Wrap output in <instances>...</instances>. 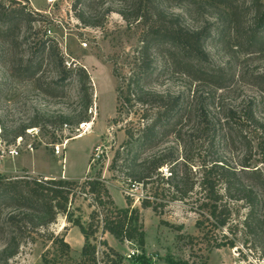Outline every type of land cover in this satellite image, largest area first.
Returning a JSON list of instances; mask_svg holds the SVG:
<instances>
[{"label": "trees", "instance_id": "trees-1", "mask_svg": "<svg viewBox=\"0 0 264 264\" xmlns=\"http://www.w3.org/2000/svg\"><path fill=\"white\" fill-rule=\"evenodd\" d=\"M167 1L172 0H132L127 11L119 12L126 25L140 27L141 36L135 49L119 59L124 58L123 64L129 66L127 73L121 69L123 64L118 67V60L110 61L111 78L114 85L116 83V116L112 123H122V110L132 101L138 106V116L122 127L125 140L114 152L108 170H120L122 183L128 184L130 189L138 186L145 191L144 197L139 199L142 208L161 211L167 200L190 204V209L201 218L196 226L207 243L212 238V228L221 230L234 224L233 218L240 209L246 210L240 225L264 239V170L251 162L255 147L264 164V122L255 117L256 101H244L241 111L222 102V94L218 93L229 90L238 80L230 62L214 64L205 47L209 31L204 27L192 30L185 27L180 15L165 11L163 4ZM192 1L179 0L180 3ZM210 1L229 10L228 22L233 25L239 22V13L248 18V42L256 44L259 43L257 40L264 39V4L261 0ZM80 2L74 0V8ZM112 12V8L107 7L103 16ZM37 15L24 5L6 7L0 4V39H15L14 32L19 30L20 24L31 23ZM77 18L84 25L91 24L82 15ZM46 47H49L47 40L40 41L35 55L20 62L22 71L29 77L37 74L42 64L40 56ZM76 71L88 81L82 67ZM173 77L183 78L186 82L178 91H157L150 87ZM251 79V85L264 97V75H252ZM56 87L54 83L48 85L52 90ZM200 88L207 91H200ZM82 93L86 111L91 100L86 90ZM210 107L217 113L213 115ZM65 123L66 119L59 116L53 125ZM29 126L35 127V123ZM248 126L256 136L248 131ZM25 129L28 127L20 128L13 141L21 137ZM198 131L207 138L209 159L198 171H193L184 154ZM169 143L172 146L167 147ZM221 146L233 147L240 153L235 162L221 156ZM78 198L89 202L91 211L86 223L75 215L77 209H73ZM124 200L125 208L116 207L98 176L86 175L81 181L57 177L5 179L0 176V237L5 240L1 252L5 258H10L18 254L24 240L42 239L49 243L46 253L52 249L49 259L46 254L42 255V262L61 263L69 255L70 246L50 227L58 217H64L67 223L79 229L84 240L76 264H123L124 257L109 247L103 239L105 234L120 243L135 245L141 255L145 246L139 212L131 207L132 197L125 195ZM2 209L9 211L1 214ZM214 244L215 248L233 247L234 241L222 245L215 241ZM101 245L104 249H100ZM132 256L139 259L140 264H148L142 259L143 255L136 257L133 253Z\"/></svg>", "mask_w": 264, "mask_h": 264}, {"label": "rangeland", "instance_id": "rangeland-1", "mask_svg": "<svg viewBox=\"0 0 264 264\" xmlns=\"http://www.w3.org/2000/svg\"><path fill=\"white\" fill-rule=\"evenodd\" d=\"M57 1L53 6L47 0H0V4L6 7L24 5L39 15L34 16L31 23L22 22L19 30L14 32L15 39H0V176L5 179L38 178L43 174L63 172L66 179L78 181L86 175L98 176L116 207L125 208L124 196L132 197L131 207L138 210L145 233L143 256L135 245L120 243L109 234L103 236L109 247L124 257L123 264H140L139 259L133 258V253L136 257L142 256L148 264L177 261L188 264H264V239L240 225L245 209H240L233 218L235 223L228 228L222 231L212 228V238L207 243L196 226L201 218L190 209V204L167 200L161 211L142 208L139 199L144 197L145 191L138 186L130 189L128 184L122 183L120 170H108L114 152L125 140L122 127L138 116V106L132 101L122 110V123H112L116 116V83L114 85L111 78L110 61H119L121 56L131 53L141 36L139 26L126 25L119 15L120 11L130 8L132 0H81L75 8L74 0ZM261 3L264 4V0ZM107 7H111L113 12L104 17ZM163 7L167 13L180 15L188 29L204 27L209 31L205 47L210 60L216 65L230 62L238 77L229 90L218 93L222 94V102L241 111L244 101H256L255 117L264 122V97L251 85L252 75H264V39L257 40L259 43L256 44L247 41L248 18L239 13V22L233 25L228 22L229 10L210 0L189 3L172 0L165 2ZM78 15L97 26L82 24ZM47 29L50 33H45ZM42 40H47L49 47L40 56L42 64L37 74L29 77L19 64L35 55V49ZM124 60L121 58L118 67L125 63ZM81 67L88 75V81L76 71ZM121 69L127 73L129 66L123 64ZM51 83L57 86L55 90L48 88ZM185 83L183 78L173 77L150 87L157 91L175 92ZM83 89L91 100L86 111ZM209 111L213 115L217 113L213 107ZM59 116L66 119V123L54 126L53 122ZM81 118L83 120H79ZM32 123L35 127L29 126ZM24 126L28 129L21 134L22 141L17 147L19 154L13 158L8 153L17 146V138L13 141V136ZM248 131L256 136L251 127ZM198 132L184 154L193 171H198L209 159L207 138ZM167 145L172 146L171 143ZM55 146H63L57 156L54 154ZM219 153L231 163L240 154L233 147L225 146L219 148ZM259 153L254 147L251 162L264 170ZM86 168L88 171L84 175ZM62 177L61 174L57 178ZM73 209H77L75 215L86 223L91 211L89 202L78 198ZM8 211L2 209L1 214ZM50 229L63 236L70 246L69 255L58 264H76L84 242L79 229L67 223L64 217H58ZM229 240L234 241L233 247L215 248V241L222 245ZM23 243L17 255L5 258L1 252L5 240L0 237V264H44L42 255L46 254L48 259L52 255V249L46 253L49 243L42 239L24 240ZM99 247L104 249L102 245Z\"/></svg>", "mask_w": 264, "mask_h": 264}, {"label": "built area", "instance_id": "built-area-1", "mask_svg": "<svg viewBox=\"0 0 264 264\" xmlns=\"http://www.w3.org/2000/svg\"><path fill=\"white\" fill-rule=\"evenodd\" d=\"M57 2H58L57 0H47V3L50 4V5H53V6H55ZM46 32H47V33H50V30L47 29V30L45 31V33H46ZM82 46H86V44H85V43H82ZM66 64H68V63H66ZM83 125H84V124H82L80 127L82 128ZM21 141H22V138H21V137H18V138L16 139V145H17V146H15L14 148H11V149L9 150V152H8V153H9V156H11V157H13V158L18 156L19 153H18V151H17V147L20 146ZM62 149H63V146H55L54 154H55L56 156L59 155ZM28 150H29L30 152H32V148H31V146H28Z\"/></svg>", "mask_w": 264, "mask_h": 264}, {"label": "crops", "instance_id": "crops-1", "mask_svg": "<svg viewBox=\"0 0 264 264\" xmlns=\"http://www.w3.org/2000/svg\"><path fill=\"white\" fill-rule=\"evenodd\" d=\"M63 162V161H62ZM88 171V168H86L85 169V172H84V175H85V173ZM61 174H62V178H65V176L66 175H63V172H61L60 174H57V175H51V174H43V177H60L61 176ZM66 178H67V176H66ZM81 179V178H80ZM79 179V180H80Z\"/></svg>", "mask_w": 264, "mask_h": 264}]
</instances>
